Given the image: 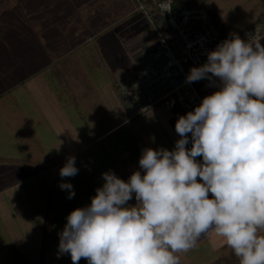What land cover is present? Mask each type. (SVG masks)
<instances>
[{
    "label": "crops",
    "instance_id": "crops-1",
    "mask_svg": "<svg viewBox=\"0 0 264 264\" xmlns=\"http://www.w3.org/2000/svg\"><path fill=\"white\" fill-rule=\"evenodd\" d=\"M209 1L216 3L218 25L228 35L264 17V0L247 1L244 8L226 13L219 8L221 0ZM4 4L5 27H20L27 49L20 58L18 81L0 98V216L11 223L32 220L38 248L42 252L48 248L53 264L66 260L72 264L70 255H58V233L68 214L91 204L104 183L102 173L111 170L127 181L140 170L142 149L172 150L180 138L175 124L184 113L169 99L129 119L117 83L139 64L128 69L124 63L122 68L118 64L92 68L83 60L87 45H93L91 51L102 60L112 59L120 50L127 51L129 61L147 60L157 38L148 32V23L132 0H6ZM75 58L86 71H64ZM191 146L190 141L186 147ZM70 156H75L79 172L61 178L59 170ZM62 182L73 186L72 199L69 190L59 187ZM128 203L135 205V197ZM9 236L10 244H0V264H29L30 249L21 244L22 236ZM178 255L180 264H239L214 231L203 235L196 248ZM79 264L87 261L82 258Z\"/></svg>",
    "mask_w": 264,
    "mask_h": 264
},
{
    "label": "clouds",
    "instance_id": "clouds-1",
    "mask_svg": "<svg viewBox=\"0 0 264 264\" xmlns=\"http://www.w3.org/2000/svg\"><path fill=\"white\" fill-rule=\"evenodd\" d=\"M246 36L230 33L190 68L187 83L206 79L218 90L178 117L172 150L142 149L127 181L102 173L91 204L66 217L58 255L72 264H180L179 253L214 231L239 264H264V33ZM78 172L70 156L59 175ZM59 187L75 196L70 183Z\"/></svg>",
    "mask_w": 264,
    "mask_h": 264
},
{
    "label": "built area",
    "instance_id": "built-area-1",
    "mask_svg": "<svg viewBox=\"0 0 264 264\" xmlns=\"http://www.w3.org/2000/svg\"><path fill=\"white\" fill-rule=\"evenodd\" d=\"M135 1L136 9L153 28L157 43L147 54L145 64L117 83L120 100L129 119L141 117L169 99H174L186 115L201 103L204 96L195 82H186L188 73L184 63L193 67L204 64L207 52L229 35L222 31L205 3ZM256 30L264 33V17L237 34L246 39V34ZM176 40L181 43L176 44ZM179 48L182 49L181 55L175 51ZM201 159L197 157V160Z\"/></svg>",
    "mask_w": 264,
    "mask_h": 264
},
{
    "label": "rangeland",
    "instance_id": "rangeland-1",
    "mask_svg": "<svg viewBox=\"0 0 264 264\" xmlns=\"http://www.w3.org/2000/svg\"><path fill=\"white\" fill-rule=\"evenodd\" d=\"M5 1L6 0H0V98L1 99L3 98L5 88L14 87V83L18 81L19 71L17 72V69L20 68V64L22 62L20 58H21L22 53L25 51V49H27L24 47L22 43V37H21L22 29L20 27H11V26L5 27L4 25V23L6 24V20H8V13H5L3 11ZM192 1L200 2L202 0H186V2L188 3ZM247 1L253 2L254 0H221L219 8L221 7L224 13L232 12L242 7L244 8ZM132 2L135 3L137 7L136 1L132 0ZM203 2L209 8L210 12L215 16L216 22L218 24L216 11L214 10V9H217L215 7L216 3L214 2V5H212L209 0H203ZM219 14L220 13H218V15ZM148 32H151V35L153 34L154 36H156L153 28L150 27L149 25H148ZM179 42L181 43V41L176 40V44H178ZM93 48H94L93 45L92 46L87 45L84 47V51H83L84 52L83 60L85 61V63L92 65V68H94L95 66L105 67V65L107 66V65H114V64H118L121 66L120 68H122V64L124 63V64H129V65H125L128 69L130 67L132 68L133 66H137L138 64H139L138 66L142 67L146 62V60L143 61V59H140V61L127 60V51L125 50L124 51L120 50L119 52H116V53L114 52V54L112 55L114 57L112 59L110 58V59L102 60L99 57H95L96 56L95 53L91 51V49ZM175 51L177 55H181L182 53L181 48ZM184 67L188 73L190 68H192L193 66H191L189 63H184ZM81 70L84 72L86 71V68L85 67L83 68L79 64V60H76V58L71 59L70 64L64 68V71H68V72L72 71L71 74H73L74 71L77 74H79ZM117 75H120V74L117 73ZM63 78L65 77L63 76ZM195 85L197 86V88L200 90V92L202 93L204 97L207 96L209 93L212 94L214 91L218 90L215 84H210V82L206 80L197 81L195 82ZM7 126L9 127V124H7ZM2 127H4L3 123H2ZM15 214H13V216ZM33 215L35 218V214ZM32 222H33L32 220L30 222H28V220L27 222H23L22 220H20V222L11 223L9 220H5V217L0 216V233L2 234L0 235V244H10L9 233L10 234L14 233L15 237H18V235H21L22 236L21 238H23L21 244L23 246L25 245L29 247L30 249L29 251L30 263L29 264H53L51 252H49L48 248L46 249L45 252H42V249L40 250L38 248L39 238H37L36 236H33L34 229H33V224H31ZM23 223L27 225L23 226ZM48 247H50V249L52 250V243L48 244ZM24 263L27 264L25 261ZM65 264H67V260L65 261Z\"/></svg>",
    "mask_w": 264,
    "mask_h": 264
},
{
    "label": "trees",
    "instance_id": "trees-1",
    "mask_svg": "<svg viewBox=\"0 0 264 264\" xmlns=\"http://www.w3.org/2000/svg\"><path fill=\"white\" fill-rule=\"evenodd\" d=\"M200 2L204 3L203 0ZM212 264H219V261L213 262Z\"/></svg>",
    "mask_w": 264,
    "mask_h": 264
}]
</instances>
